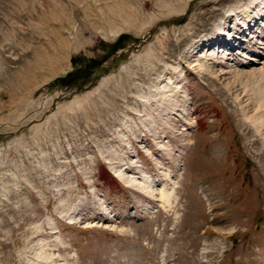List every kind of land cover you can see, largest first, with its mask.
<instances>
[{
  "label": "rangeland",
  "instance_id": "374dc122",
  "mask_svg": "<svg viewBox=\"0 0 264 264\" xmlns=\"http://www.w3.org/2000/svg\"><path fill=\"white\" fill-rule=\"evenodd\" d=\"M248 1L0 0V264H264Z\"/></svg>",
  "mask_w": 264,
  "mask_h": 264
},
{
  "label": "bare ground",
  "instance_id": "6f19581e",
  "mask_svg": "<svg viewBox=\"0 0 264 264\" xmlns=\"http://www.w3.org/2000/svg\"><path fill=\"white\" fill-rule=\"evenodd\" d=\"M252 2H253V0H249L247 3H248V5L254 4ZM229 12L230 13H234L233 9H229ZM236 14H237V12H236ZM248 15H249V13L246 14L245 16L249 19V16ZM233 16H235V15L233 14ZM219 39H221V38H219ZM232 47H233V44L231 43V46L228 49H231ZM260 80L262 81L263 80V77H261ZM254 82H255V79H254ZM257 96H258V94H257ZM254 103H255V108L253 110L254 111L253 112V115H251L252 116L253 123H254V126L256 125V129H258L259 132L261 130L264 131V95H261L258 99H256L254 101ZM170 199H171L170 194H168V193L161 194V200H162L161 202H163L164 204H168L170 202ZM163 203H162V205H163Z\"/></svg>",
  "mask_w": 264,
  "mask_h": 264
}]
</instances>
